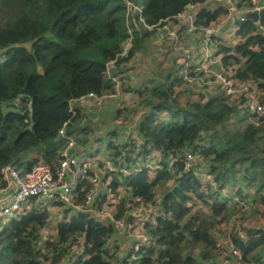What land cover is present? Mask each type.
Here are the masks:
<instances>
[{"label":"trees","instance_id":"16d2710c","mask_svg":"<svg viewBox=\"0 0 264 264\" xmlns=\"http://www.w3.org/2000/svg\"><path fill=\"white\" fill-rule=\"evenodd\" d=\"M130 1L142 6L150 25L190 5L199 9L200 24L221 21L226 13L222 5L205 0ZM124 4V0H0V169L14 163L27 170L36 163L35 155L53 166L65 146L58 137L64 121L69 120L66 130L83 148L90 143L84 137V117H92V124L102 126L107 114H112V131L109 128L107 133L115 134V120H125L126 112H133L130 108L138 103L137 108H149L135 123V136L143 148L164 156H182L187 150L198 153V169H207L217 186L233 189L239 185L237 193L252 194L255 205L251 211L241 212L238 206L221 202L208 181L183 170L180 162L170 170L135 173L127 182L130 189L147 199L156 198L165 212L164 217L145 226L151 244L140 248L137 263L207 264L228 258L216 242L233 216L246 235L245 239L234 236L241 264H264V229L243 225L250 214H259L264 220V122L249 121L242 95H227L215 84H186L181 73L172 77L168 68L158 69L165 81L145 85L141 99L132 90L133 98L128 100L122 85L134 82L129 79L135 70L131 63L148 47L149 40L167 46L154 30L128 23L130 15ZM240 4L248 6L251 0H240ZM232 24L234 37L225 36L223 30L214 37L216 51L235 85L248 84L264 103V9L259 13L263 29L250 16ZM128 40L126 54L120 55ZM175 54L172 59L179 63L182 55ZM110 61V72L120 77L123 102L106 99L90 111L88 103H73L72 115V100L88 92L114 90L106 73ZM126 124L131 127L129 120ZM139 147L137 143L107 144L109 151H116L115 163L122 161L117 154ZM229 172H238L237 184L236 180L234 185L227 184ZM192 198L199 205L189 204ZM53 205L57 212L25 206L3 225L0 264H122L125 258L105 247L112 227L102 226L60 201ZM44 227H49L51 234L42 250L39 238Z\"/></svg>","mask_w":264,"mask_h":264},{"label":"built area","instance_id":"2783aa9c","mask_svg":"<svg viewBox=\"0 0 264 264\" xmlns=\"http://www.w3.org/2000/svg\"><path fill=\"white\" fill-rule=\"evenodd\" d=\"M205 1L225 8L226 13L221 21L209 24L198 23L199 9L195 7L196 5H190L186 10L150 25L145 21L142 6L130 0H124V5L130 16L133 18L136 16L133 25L137 29L154 30L160 41L182 55L181 74L186 84L199 86L215 84L224 89L227 95H242L246 99L249 121L255 124L264 122V119L260 120L261 116H264V103L248 84L235 85L228 76L227 66L223 64L221 56L216 51L214 41V37L218 36L227 24L232 21L247 20L249 12L260 13V10L264 9V3L251 0V4L246 6L240 4V0ZM254 22L259 25V29H263L259 24V17ZM187 34H195L198 43L196 48L192 42L190 44V41H184ZM129 44L128 40L120 55L126 54ZM110 65L113 67V61L107 66L106 73L114 83V90H105L103 93L88 92L72 100L70 108L72 115L75 114L73 103L80 102L82 105L88 103L86 108L90 111L107 98H118L119 102H123L120 77L109 71ZM129 79L131 81L137 79L134 71L130 72ZM68 121H64L58 129V137L64 140L65 146L60 149V157L56 164L53 166L46 164L40 156H37L36 163L27 170H20L14 163L1 167L0 173L4 184L0 185V232L3 225L14 217L15 212L23 211V209L19 210L22 205L25 207L33 204L40 210H46L52 209L53 204L60 201L64 206L85 214L100 225L112 227L113 233L105 247L110 253L116 252L124 257L122 264H138V251L151 242L145 226L164 217L165 212L156 198L147 199L134 193L127 182L135 173L170 170L178 162L182 163L183 170L193 172L208 181L212 189L217 191L221 202L236 205L241 212H249L255 205L252 194H238L227 186H217L213 175L207 169H198L200 164L198 153L187 150L182 156L175 154L164 156L155 149L143 148L124 118L119 117L115 120L116 132L110 133L109 143L113 146H120L121 143H137L140 147L133 152L124 151L122 154H117L118 159L122 158L118 163L113 159L116 151L111 152L108 149L105 155L88 153V156H85L83 148L78 147L75 137L66 130ZM189 204L197 206L199 202L192 198ZM234 221L232 216L226 222L223 233L216 242V247L224 249L229 257L225 256L218 262L207 264H229L232 259L235 264H241L242 255L234 236L245 239L246 235L240 223ZM42 230L39 245L43 250L51 229L44 227ZM73 247L78 248V244H74Z\"/></svg>","mask_w":264,"mask_h":264},{"label":"rangeland","instance_id":"374dc122","mask_svg":"<svg viewBox=\"0 0 264 264\" xmlns=\"http://www.w3.org/2000/svg\"><path fill=\"white\" fill-rule=\"evenodd\" d=\"M131 13H135V12H131ZM136 14V13H135ZM134 14V15H135ZM132 16H129L128 18V23L131 22V24L134 22L133 19L136 18V16L131 19ZM233 22V21H232ZM232 22L229 23V26L224 27L223 31L225 33V36L230 37H234V24H232ZM134 24V23H133ZM232 24V25H231ZM141 28V27H139ZM131 30V27H130ZM195 34H187L188 37V41H190V44L192 42V45L196 48L198 46L197 40L195 39ZM147 48L145 50H143L142 52L139 53V55L137 56V59L135 61H133L131 63V65H133L134 73H135V77L137 78L136 81H134L133 83H130V86L127 87V82L126 84H123V90L125 95L128 97L127 99L130 100V92L133 90H136V92H138V95L141 98L144 97V89L145 87L153 84V83H161V81H165L164 76L162 74H159V68L162 70H166L168 68V70L173 71L172 77L179 75L182 72L179 71V67L178 64L180 65V69H181V60L178 63V61H174L172 59L173 56H176V52H174L173 50H171L169 47L163 48L161 47L156 41H147ZM164 49V52L163 50ZM109 71L112 69V66L110 65V67L108 68ZM166 70V71H168ZM159 78H161L162 80H160ZM146 85V86H145ZM145 86V87H144ZM144 88V89H143ZM127 91V92H125ZM141 92V93H140ZM143 92V94H142ZM125 99V96H124ZM125 99V100H127ZM107 100H110V98H107ZM128 103V101H127ZM126 103V104H127ZM142 103V102H141ZM138 103L136 104V107H131L130 109L134 110L126 112L125 114V120H129L131 127H132V131L135 132L136 131V119L138 117H140L144 112H148L149 108H137ZM140 107V106H139ZM158 117H161L162 114L160 112H156ZM112 114H107V120L104 123V125L99 126V125H95L92 124L93 118L92 117H84V119L82 120V123H85L83 125H86L87 127V133L84 134V137L89 141L90 139V143L87 146H83V151L85 152V156H88L89 154L92 155H105L107 154V144L109 143V139L110 133H107V129L111 128L112 126V120L115 117H112ZM110 118V119H109ZM128 118V119H127ZM73 135V134H72ZM118 136V134H117ZM74 137V135H73ZM83 137V139H84ZM88 143V142H87ZM88 147V148H87ZM35 157H37L35 155ZM228 177H229V182L227 183L228 185H234L237 184L239 182V174L238 172H229L228 173ZM236 180L237 182H235L233 184V181ZM239 187V185L237 186ZM237 187H233V189L235 191L237 190ZM24 209V205L21 206V208L19 210ZM52 210L54 212H57L58 209H56L55 207L52 208ZM253 213V212H252ZM18 214H20L19 212H15L14 216L17 217ZM60 214H63V210L60 209ZM251 215V214H250ZM248 217L249 220H246L243 222V225L245 226H254V227H261L262 229H264V220L262 218V216H260L259 214L254 215V217ZM151 244V243H149ZM153 244V243H152Z\"/></svg>","mask_w":264,"mask_h":264},{"label":"water","instance_id":"95a60500","mask_svg":"<svg viewBox=\"0 0 264 264\" xmlns=\"http://www.w3.org/2000/svg\"><path fill=\"white\" fill-rule=\"evenodd\" d=\"M247 15L250 16V17H252V19H253L254 21H256V20L258 19V17H259V12H257V11H252V12L247 13Z\"/></svg>","mask_w":264,"mask_h":264}]
</instances>
